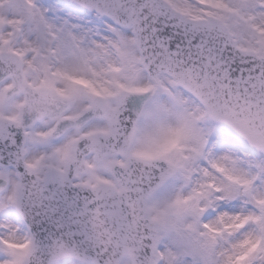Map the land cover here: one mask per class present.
<instances>
[{
  "label": "snow or ice",
  "instance_id": "snow-or-ice-1",
  "mask_svg": "<svg viewBox=\"0 0 264 264\" xmlns=\"http://www.w3.org/2000/svg\"><path fill=\"white\" fill-rule=\"evenodd\" d=\"M0 264H264V0H0Z\"/></svg>",
  "mask_w": 264,
  "mask_h": 264
}]
</instances>
